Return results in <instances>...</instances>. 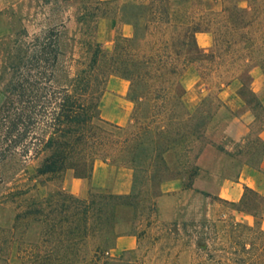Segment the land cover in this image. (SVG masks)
Segmentation results:
<instances>
[{
  "label": "trees",
  "instance_id": "16d2710c",
  "mask_svg": "<svg viewBox=\"0 0 264 264\" xmlns=\"http://www.w3.org/2000/svg\"><path fill=\"white\" fill-rule=\"evenodd\" d=\"M88 1L87 12L79 18L89 31L84 43L86 58L74 77L66 78L61 85L60 96L39 97L41 89H33V118L39 115L48 121L41 130L42 139L33 143V148H22L21 154L33 152V160H39L37 177L62 176L72 171L75 178L90 179L96 160L128 168L133 172L132 192L94 193L81 199L60 189L33 200L26 212L16 215V220L41 217L47 227L43 242L52 244L53 252L36 256L34 261L33 256L28 257L29 264H143L136 249L119 257L111 252L121 236L119 223L139 220L146 209L155 215L162 183L176 179L167 157L177 151L187 154L195 143L205 140L214 117L227 109L219 97L227 87L237 84V94L249 109L264 108L253 90L252 77L254 68L264 75V0H222L219 10L205 9L203 0L196 7L192 4L185 8H175L171 0ZM105 18L133 28L131 36L117 33L110 52H104L96 40L98 23ZM201 33L211 36L207 49L198 44L197 35ZM58 36L50 34L45 37L50 44H38L33 49V59L48 67L36 68L34 77L39 82L35 83H40L43 71L48 70L47 82L58 81V65L64 57ZM190 66L203 81L214 74L222 78L214 104L204 109L203 100L192 114L184 110L185 90L180 82ZM110 76L128 82L127 99L133 104V113L127 127L101 117V99ZM38 108L40 114L35 112ZM2 113L1 108L0 163L16 154L17 139L30 134L20 126L27 115L15 113V119L5 127ZM196 172L197 168L187 172L189 182L184 190L192 189ZM149 199L151 209L143 205ZM228 204L234 212L252 217L253 225L232 218L184 224L186 242L180 253L192 250L189 264H264V195L245 187L238 203ZM58 216L65 224L66 253L62 259L57 251ZM171 226L170 233L177 240L180 232L176 223ZM77 248L83 252L80 256ZM170 264L181 263L176 257Z\"/></svg>",
  "mask_w": 264,
  "mask_h": 264
},
{
  "label": "rangeland",
  "instance_id": "374dc122",
  "mask_svg": "<svg viewBox=\"0 0 264 264\" xmlns=\"http://www.w3.org/2000/svg\"><path fill=\"white\" fill-rule=\"evenodd\" d=\"M131 1L138 0H120L121 3ZM199 1L171 0V3L175 8H185L192 4L196 7ZM88 2V0H0L2 123L5 127L9 126L15 119L13 115L23 112L27 116L21 121L20 126L30 132L25 139H17L19 142L18 148L15 149L16 154L9 155L0 163V264H29L28 257L33 256L34 261L36 256L53 252V245L43 242L47 239L45 235L47 227L41 222L42 218L38 216L33 219L16 220V215L26 212L33 200H40L63 189L65 175L73 172L67 171L62 176L37 177L36 168L39 160H33V152L27 156H22L21 152L26 146L33 148V143L42 139L44 133L41 130H45L44 124L48 121L39 115L33 118V89H41L39 97L60 96L61 85L66 78L74 77L81 67L80 63L86 58L84 43L88 40L89 31L86 25L79 23V18L87 12ZM202 5L207 10H219L222 0H203ZM112 8L114 10L115 5ZM107 21L113 20L105 18L99 21L96 36L104 52L112 50L116 37V35L110 37L109 32L103 27ZM50 34L59 35V48L64 53L58 65L59 73L56 75L58 81L48 83L50 71L40 69L41 72H45L43 80L35 83L38 81L34 77L37 74L36 68L47 65L33 59V49L38 44H50L49 39H45ZM37 37H40L39 41ZM218 75L214 74L203 81L195 67L190 66L184 71L180 82L185 90V112L192 114L201 106L203 100L204 109L214 104L217 86L222 79ZM114 90L128 92V83L119 77L110 76L107 78L103 95ZM258 97L264 107V92ZM125 108L123 106L121 109L126 111ZM39 110L38 108L35 112L40 114ZM249 110L253 122L249 125V132L241 140L237 139L239 131L231 132L227 128L233 115L238 116V113L227 107L221 109L214 117L203 142L195 143L187 154L171 152L167 157V164L176 179L162 183L158 191L160 196L155 200V215L146 209L145 215L139 220L131 219L127 223H119L118 232L121 236L133 235L137 238L136 256L141 263L170 264L178 257L179 263L189 264L193 258L192 250L180 253L182 243L186 242L182 231L184 224L217 222L220 219L232 218L234 222L253 225L252 217L234 212L233 207L228 204L238 203L239 200L226 198L227 190L239 182L241 172L246 166L259 169L261 165L264 147L258 140V133L264 124V108ZM132 113L133 104L127 122L118 126L127 127ZM101 117L103 118V114ZM113 168L120 167L114 164ZM191 168H197V174L192 179L196 187L192 186V191L184 193L183 188L189 182L187 172ZM174 182L179 184V188L163 189L164 184ZM88 189L86 197L81 199L88 198L94 193H106L90 187ZM149 202L150 199L143 205L151 209ZM57 221L59 222L57 251L62 259L66 253L63 239L65 224L60 216L57 217ZM147 222H150V226ZM173 223H176L175 227L180 232L177 240L176 236L170 233ZM82 253V250L77 248L76 254L80 256Z\"/></svg>",
  "mask_w": 264,
  "mask_h": 264
},
{
  "label": "crops",
  "instance_id": "0c3cea01",
  "mask_svg": "<svg viewBox=\"0 0 264 264\" xmlns=\"http://www.w3.org/2000/svg\"><path fill=\"white\" fill-rule=\"evenodd\" d=\"M102 27V26H101ZM105 30L109 32L110 37H114L118 32L124 36H131L133 28L129 25H117L115 21H107L103 24ZM197 41L202 49H207L211 45V38L209 34L201 33L197 35ZM253 77V90L257 96L264 92V75L259 68L252 70ZM128 83L126 80L122 79ZM233 84L224 89L219 97L221 101L229 107L233 112L238 113V116L233 115L227 125L229 131H239L237 139H242L249 132V125L253 122L251 112L245 102L237 94L238 86ZM233 89V90H231ZM127 92L122 91L110 92L103 95L101 100V114L105 121L115 123V125H123L127 122L131 110V102L126 98ZM126 107V111L122 107ZM236 138V137H235ZM259 141L264 145V129L258 133ZM133 185V172L128 168H113V166L101 161L96 160L93 165V171L90 179H78L73 174L67 173L65 175L63 189L68 193L78 197L84 198L87 195L88 188L95 191L106 192L113 195H128L132 190ZM196 184L193 185V187ZM173 190L179 188V184L174 182L172 184H164L163 189ZM240 187L241 189H239ZM248 187L264 194V152L259 169L245 167L239 177V182L233 184L227 190L226 198L236 201L242 196L244 188ZM192 191L184 190V193ZM137 246V238L133 235H122L117 238L115 247L111 252L112 256H119L125 251L133 250Z\"/></svg>",
  "mask_w": 264,
  "mask_h": 264
}]
</instances>
